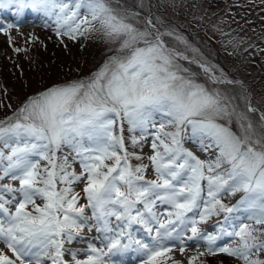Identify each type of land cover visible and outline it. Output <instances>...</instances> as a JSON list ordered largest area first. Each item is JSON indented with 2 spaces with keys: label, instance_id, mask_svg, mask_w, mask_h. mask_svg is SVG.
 I'll list each match as a JSON object with an SVG mask.
<instances>
[{
  "label": "snow or ice",
  "instance_id": "6c2138e0",
  "mask_svg": "<svg viewBox=\"0 0 264 264\" xmlns=\"http://www.w3.org/2000/svg\"><path fill=\"white\" fill-rule=\"evenodd\" d=\"M143 9L144 0L132 7L119 0H0V13L51 18L62 39L99 34L111 53L89 75L46 88L0 119V242L7 249H0V264H107L131 245L141 264H160L172 252L167 242L178 241L183 254L186 240L206 241L209 252L236 264H264V111L242 82ZM236 84L233 95L225 86ZM240 98L245 106L237 111ZM149 136L155 179L145 176L149 165L132 163L144 159L134 149ZM188 141L208 159L187 149ZM81 184L86 204L79 203ZM237 193L244 194L237 205L222 199ZM242 205L248 222L230 223ZM221 216L215 233L201 227ZM100 224L102 247H70L84 228ZM137 225L150 242L133 237ZM224 237L231 243L217 245Z\"/></svg>",
  "mask_w": 264,
  "mask_h": 264
},
{
  "label": "rangeland",
  "instance_id": "374dc122",
  "mask_svg": "<svg viewBox=\"0 0 264 264\" xmlns=\"http://www.w3.org/2000/svg\"><path fill=\"white\" fill-rule=\"evenodd\" d=\"M128 1L131 3L129 7L139 4V0ZM123 2L124 0H119L121 5ZM143 10L145 13L150 10L153 17L163 18L170 23L193 48L199 49L200 57L218 71L224 72L228 78L242 82L248 90V99L259 111H264V5L260 0H255L254 3L253 0H144ZM42 18L44 20L37 23L45 25L15 24L18 17L4 19L5 23L13 27L0 31V119L12 115L25 100L46 88L89 75L111 54L99 34L79 37L75 41L68 37L62 39L57 36L52 19L43 14ZM218 28L222 29V32L217 31ZM229 41L241 43L238 48H234ZM169 43L176 42L170 39ZM179 47L183 48V45ZM16 48L21 51H15ZM188 66L198 71L195 64ZM201 79L205 78L201 75ZM225 87L229 93L235 95L240 91L241 85ZM236 104L237 111H240L244 109L245 101L240 98ZM249 117L253 122H258V114L249 113ZM231 127L239 133L235 119L232 120ZM125 137L127 140V125ZM151 142L152 137L149 136L146 143L134 149L144 159L133 160L132 163L149 165L145 176L155 179V173L148 160L153 154ZM185 147L198 158L208 159V155L201 152L196 143L188 141ZM130 150L133 149L130 147ZM62 154L69 155V162L79 172V163L71 159V149L65 148ZM82 189V184L76 187V191L81 195L79 203L86 204ZM243 195H225L222 199L229 206H233L238 204ZM37 203L40 201L37 200ZM85 212L89 215L92 210L86 208ZM248 215L246 206L242 205L231 214L230 223L248 222ZM217 219L223 220V217H213L201 227L206 229L205 226H208L206 231L215 233L217 230L210 226L217 229ZM199 243L195 249L185 247L183 254L179 252L180 245L172 246V252L158 258L160 264H175L176 261L180 264H236L234 258L229 260L223 256L213 257L217 255L216 252L201 254L200 252L207 249V242ZM230 243V238H227L218 245L226 246ZM0 249H5L2 242ZM190 257L195 259L190 261ZM138 264H141V261Z\"/></svg>",
  "mask_w": 264,
  "mask_h": 264
},
{
  "label": "trees",
  "instance_id": "16d2710c",
  "mask_svg": "<svg viewBox=\"0 0 264 264\" xmlns=\"http://www.w3.org/2000/svg\"><path fill=\"white\" fill-rule=\"evenodd\" d=\"M130 4L131 3L128 0H124V2L122 3V5L127 6V7H129ZM9 116H11V115H9Z\"/></svg>",
  "mask_w": 264,
  "mask_h": 264
}]
</instances>
